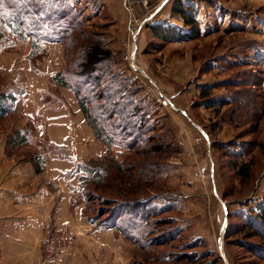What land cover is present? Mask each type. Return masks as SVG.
Listing matches in <instances>:
<instances>
[{
    "label": "rangeland",
    "instance_id": "374dc122",
    "mask_svg": "<svg viewBox=\"0 0 264 264\" xmlns=\"http://www.w3.org/2000/svg\"><path fill=\"white\" fill-rule=\"evenodd\" d=\"M9 1H15L12 4L17 8L21 5L17 0H3L0 6L4 8ZM73 1L74 11L82 22L77 38L69 33L59 43L42 44L44 41L40 40L39 49L31 47L33 39L19 34L11 18L0 9V96L13 91L16 100L25 87L33 91V81L41 78L51 81L47 92L56 95L61 107V97L64 100L66 94L72 97L68 91L71 89L57 85L54 77L64 72L69 83L78 79L81 84L78 76L93 70L99 60L107 59L110 76L118 74L115 82L107 81L101 71L93 73L87 80L88 86L80 87V96L109 94L110 88H115L125 76L131 83L127 89L136 103L134 107L128 106L142 119L119 116L118 120L106 122V128L114 127L118 133L116 126L122 125L127 134L121 135L126 141L134 140L132 148L100 141L85 116L87 123L81 125L77 120L81 107L75 95L72 104H66L74 113L75 125L80 124V131L73 136L72 144L57 143V146L49 139L37 138L29 117L26 127L17 128L26 117L14 112L15 101L12 105L7 101L5 105H11L12 111L0 116V141H6L0 163H18L26 170L33 168L43 184L50 178L46 172L51 159L73 163L68 174L78 176L89 217L97 221H102L108 211L117 215L122 211L117 206L123 201H141L146 205L144 214L165 206V210L157 211L148 220L144 216L141 221L142 216H137L144 241L154 239L150 249L137 246L139 252L134 259L138 264H264V257L245 246L246 242L257 243V238L240 230L225 234L228 223L240 224L236 217L230 216L234 211L264 201V147L257 145L264 143V0H191L200 14V31L204 29L206 33L186 42H162L154 38L150 26L155 24L156 13L142 26L136 40L131 39L130 21L139 26L146 11L160 0L149 1L145 9L134 15L123 0V26L110 17L104 18L99 8L98 14L92 13L97 8L86 7L89 0ZM132 47L137 48L133 60ZM185 68L190 69L188 73ZM55 69L57 72L51 76ZM203 85L211 86L209 97L226 99L229 106L222 111L216 106L206 109L204 101L208 98L203 99L200 94ZM126 101L125 97L121 99L122 104ZM178 102L194 121L206 125L208 142L178 111L181 106ZM95 105L107 112L115 108L109 109L103 100ZM90 107L96 113L92 103ZM224 123L235 127L228 141L217 137ZM213 140L216 142L208 147ZM238 142H245L244 153L234 148ZM185 145H189V152ZM194 147L198 149L196 152ZM188 155H192V160ZM108 159L120 163L121 174L111 168L103 185L92 183L84 168ZM201 159L203 163H199ZM235 164L248 165L249 177L236 175ZM49 182V189L54 188L56 181ZM115 203L117 206L113 208ZM152 219L158 223L150 224ZM125 220L131 221L130 214L122 213L119 221L122 227L127 223Z\"/></svg>",
    "mask_w": 264,
    "mask_h": 264
},
{
    "label": "crops",
    "instance_id": "0c3cea01",
    "mask_svg": "<svg viewBox=\"0 0 264 264\" xmlns=\"http://www.w3.org/2000/svg\"><path fill=\"white\" fill-rule=\"evenodd\" d=\"M122 1L89 0L85 3L86 7L97 8L92 11L95 15L98 14L99 8L104 12V18L110 17L123 26L125 13ZM149 1L157 3L159 0ZM158 3L161 4V8L153 22L184 27L182 19L172 14L173 0H160ZM197 13V19L198 17L200 19L198 10ZM205 33L203 29L201 35ZM55 70L51 76L58 69ZM189 70L185 68L184 72L188 73ZM262 72L264 74V67ZM33 85V91H29L30 87L27 86L23 94L15 100L14 112L26 117L17 128L26 127L29 117L35 126L34 134L38 139H49L56 146L72 144L73 136L80 131V124L75 125L74 113L66 104H72L73 92L68 90L72 97L66 94L65 100L61 97L59 103L62 104L59 107L56 95L47 92L51 81L39 78L33 81ZM178 93L180 92L176 94ZM171 95L176 97L174 94ZM227 106L229 104L221 107V111ZM179 110L208 142L210 135L206 125L194 121L185 106L181 105L178 107ZM80 113L77 120L83 125L87 122L81 109ZM213 121L217 123V119ZM233 129L235 127L231 124H221L217 137L224 141L231 140L230 134ZM39 141H36L37 144ZM5 142L0 141V157L1 154L4 155ZM213 142L215 141L213 140L211 145L208 144V147H211ZM189 145L192 147V144ZM189 145H185L187 152L190 151ZM193 150L196 152L198 149L194 147ZM191 156L188 155L192 160ZM49 163L46 174L51 179L46 178L44 184L41 183V176H35L31 165L32 169L26 170L18 163H0V264H138L134 258L137 257L139 248L121 235L119 229H94L95 225L89 217L87 205L80 191L78 176L68 174L73 163L57 162L54 159ZM199 163H203L202 159ZM52 179L56 181L55 187L49 189V180Z\"/></svg>",
    "mask_w": 264,
    "mask_h": 264
},
{
    "label": "trees",
    "instance_id": "16d2710c",
    "mask_svg": "<svg viewBox=\"0 0 264 264\" xmlns=\"http://www.w3.org/2000/svg\"><path fill=\"white\" fill-rule=\"evenodd\" d=\"M38 1L39 0H17V3L20 2L19 5L21 4L18 8L17 6L15 7V5L12 4L15 3V1H9V3L4 6V8L0 6V9L4 10L6 12V15L11 18L12 24L16 25L18 28V32H20L19 34H21L25 38L27 36L30 39H33L31 42L32 48H41V45H38V41L40 40L44 41L42 44H44L46 41L50 43L62 42L67 39L66 37L69 33H71L72 36L74 34L77 38V30L80 29L82 22L79 20L78 14H76L74 11L73 0H45L44 2ZM171 11L173 15L178 16L182 19L184 27H178L173 24L155 23L150 26L154 38H157L162 42H186L198 38L201 35L200 26L197 19L198 13L192 2H190L189 0H174ZM70 42L73 44V41L71 39ZM80 56H82V54ZM97 63L98 64L93 67V70L87 73H82V76H78L82 81L81 84L79 83L78 79L76 80V82H74V84L69 83L66 77L64 78V76L66 75V73L64 72L58 73L54 77V81L57 85L59 84L70 88L73 94L77 97L83 115L92 127L95 137L109 146H120L123 148L124 146H127L129 148H132L134 140L131 141V143L129 141H126L127 139H125L124 136L121 135L122 132L126 133L122 125L116 126L118 133L115 131L114 127L108 128V130L106 128V122L108 123L112 119H114V121L118 120L119 116H122L124 117L123 119L127 120L140 117L137 115V113L133 112V107L136 105V103H134L133 101V94L131 95V93L127 89V85L131 84L128 82V79L125 76L120 79L119 83L115 84V88H110L111 91L109 94H104V92H102L98 94L91 93V95L82 94L80 96V93L82 91L81 88H84V86H88L86 85L88 83L87 80L90 79V76L93 73L101 71L100 73L104 74L107 77V81L115 82V79L117 78L116 75L118 74H113L112 76H110V73L108 72L110 65L107 59L103 58ZM210 87V85H203L200 87L202 90L200 93L202 98H208L204 101L205 107L210 108L216 106L217 108H221L224 105L229 104V101H226V99H213L209 97L211 89ZM124 97L127 101L125 104H122L121 99H123ZM14 98L15 96H13L12 93H7L0 96V116H4L9 111H12L11 105L13 104V101H15ZM101 100L105 102L106 106L109 109L110 106H114L115 108L117 107L119 109L116 111L115 108H112L110 109V112L102 110L101 106L95 105L96 102H99ZM7 101L11 104L8 105V107L5 105V102ZM91 103L95 106L96 113L92 111L90 107ZM128 105H132L133 107H129ZM140 119H142V117H140ZM141 128L143 127L141 126ZM139 130L142 131V129ZM23 136H25V131L23 133ZM234 144V148H237L241 151V153H244L243 150H245V142H238ZM257 145H259L260 147H264V143L261 142ZM234 152L235 151L231 153ZM90 166L92 167H85L84 169H86L85 171L92 178L91 182L95 183L98 186L105 183L104 179L106 176H109V170L111 168L121 174L120 163L114 162L110 159L104 161V163H93V165ZM235 170L236 175L241 176V178L249 177L250 171L248 165H241L239 167L236 166ZM82 180L83 177H81V181ZM85 199L87 200V198ZM123 202L122 204H118V206L117 203H115L116 205H113V208L117 206V210H122L118 212L117 215L113 216L112 212L110 213L108 211L106 217H104L102 221H97L93 217L91 220L94 223L95 228H117L125 236V238L135 243V245H137L139 248L143 250L150 249L154 239L151 238L149 240V238H147L146 240L148 241V243L144 241V237L141 236L143 234L142 224L140 223V221H137V218L139 220V217L137 216H139V214L142 216L141 221L145 220L144 216H146V220H148L149 217H155L157 211L159 212L162 209L165 210L166 207L161 206L158 210H155L151 213L147 212L146 214H144L146 205L140 203L141 201ZM141 207H144L142 208L143 214L140 210ZM122 213L130 214L131 216V221H124H127V223L123 225L124 227H122V224L119 223L122 218ZM232 214L233 215L230 216L236 217L240 221V224L237 223L236 225H230L228 223L226 225L225 234H235L238 230H240L242 233L244 232L245 234H250V236H252L253 238H257V243L252 244L246 242L245 246L255 250L254 253H256L257 256L264 257V202L258 203L253 208L234 211ZM134 217L136 218L135 220ZM157 223L158 222L156 220L152 219L150 224L155 225ZM234 230L236 231L233 232ZM140 240H142L143 243L142 241L140 242Z\"/></svg>",
    "mask_w": 264,
    "mask_h": 264
},
{
    "label": "built area",
    "instance_id": "2783aa9c",
    "mask_svg": "<svg viewBox=\"0 0 264 264\" xmlns=\"http://www.w3.org/2000/svg\"><path fill=\"white\" fill-rule=\"evenodd\" d=\"M149 0H124V5L126 6L127 10L129 11L130 14L134 15L138 10L145 9L146 6L148 5ZM161 8V4L156 5L152 10L146 11L145 16L142 18L141 23L135 26L137 24L136 21H130L129 25V32L132 40H136L138 34L140 33L142 26L146 24L147 21H149L155 13L159 11ZM133 52H132V57L130 56V59H134L136 56L137 48L132 47ZM136 50V51H135ZM131 54V51H130Z\"/></svg>",
    "mask_w": 264,
    "mask_h": 264
},
{
    "label": "snow or ice",
    "instance_id": "6c2138e0",
    "mask_svg": "<svg viewBox=\"0 0 264 264\" xmlns=\"http://www.w3.org/2000/svg\"><path fill=\"white\" fill-rule=\"evenodd\" d=\"M3 3V0H0V4H2Z\"/></svg>",
    "mask_w": 264,
    "mask_h": 264
},
{
    "label": "bare ground",
    "instance_id": "6f19581e",
    "mask_svg": "<svg viewBox=\"0 0 264 264\" xmlns=\"http://www.w3.org/2000/svg\"><path fill=\"white\" fill-rule=\"evenodd\" d=\"M134 57V56H133ZM132 56H131V58H133ZM132 60V59H131Z\"/></svg>",
    "mask_w": 264,
    "mask_h": 264
},
{
    "label": "water",
    "instance_id": "95a60500",
    "mask_svg": "<svg viewBox=\"0 0 264 264\" xmlns=\"http://www.w3.org/2000/svg\"><path fill=\"white\" fill-rule=\"evenodd\" d=\"M226 222V221H225ZM223 260H224V258H223ZM225 261V260H224Z\"/></svg>",
    "mask_w": 264,
    "mask_h": 264
}]
</instances>
